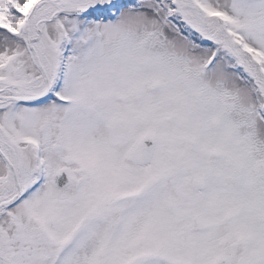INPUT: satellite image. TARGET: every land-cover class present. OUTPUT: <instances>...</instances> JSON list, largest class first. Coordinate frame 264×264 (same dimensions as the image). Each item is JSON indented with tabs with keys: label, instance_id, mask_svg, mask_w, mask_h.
Here are the masks:
<instances>
[{
	"label": "snow or ice",
	"instance_id": "obj_1",
	"mask_svg": "<svg viewBox=\"0 0 264 264\" xmlns=\"http://www.w3.org/2000/svg\"><path fill=\"white\" fill-rule=\"evenodd\" d=\"M0 264H264V0H0Z\"/></svg>",
	"mask_w": 264,
	"mask_h": 264
}]
</instances>
